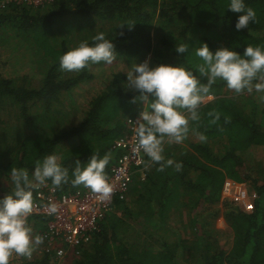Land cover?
I'll return each mask as SVG.
<instances>
[{
    "label": "trees",
    "instance_id": "obj_1",
    "mask_svg": "<svg viewBox=\"0 0 264 264\" xmlns=\"http://www.w3.org/2000/svg\"><path fill=\"white\" fill-rule=\"evenodd\" d=\"M228 4L229 0H55L43 7L1 6L0 30L12 34L5 39L6 48L23 60L32 58L33 48L43 53L49 64L36 86L16 87L0 73V106L17 104L28 122L29 115L41 117L39 125L51 114V127L56 117L67 112L60 105L71 99L73 123L57 131L53 125L52 131L25 138L10 152L8 161L1 160L0 197L12 190V167L28 170L31 178L36 162L49 154L61 156L69 172V182L59 187L47 181L59 197L84 186L71 183L77 159L83 167L92 154L98 159L107 155L108 175L120 156L115 143L127 134L126 120L143 110L141 103H131L139 93L124 88L126 73L137 61L150 56L152 66L182 63L206 84V74L198 71L203 62L195 55L201 43H207L212 51L228 47L241 54L248 45L264 47V0H245L246 7L255 10L256 20L241 31L235 29L241 14L230 11ZM68 16L97 24L111 22L107 30L89 33L83 41L91 45L92 38L103 33L113 41L114 62L119 65L109 69L110 77L102 87L79 104L76 91L94 80L93 66L104 62L90 64L69 77L59 75V58L78 46H69L71 41L63 35L53 36L56 22ZM26 36L30 45L21 40ZM176 44H187L188 52L178 55ZM2 63L0 56V66ZM210 92L213 100L199 106V119L189 121L190 131L183 142L164 144V161L151 165L145 181L134 179L126 198L114 201L113 209L89 234L88 244L69 257L67 264H264V168L257 162L256 173L245 159L252 156L251 150H257L264 161V102L255 92L236 96L222 80H217ZM33 109L42 114L34 115ZM213 111L220 114L215 123L208 115ZM200 134L206 139L201 140ZM167 160L173 164L161 170ZM177 163L182 165L179 171ZM226 179L255 189L259 198L252 213L221 203ZM176 210L185 214L188 224L181 227L174 223ZM219 219L226 228L217 225ZM32 221L33 231L45 229V218ZM223 234L231 236L228 247L221 242ZM143 235L152 243L139 246L137 240ZM53 258V252L32 261L20 256L18 264H51Z\"/></svg>",
    "mask_w": 264,
    "mask_h": 264
},
{
    "label": "clouds",
    "instance_id": "obj_2",
    "mask_svg": "<svg viewBox=\"0 0 264 264\" xmlns=\"http://www.w3.org/2000/svg\"><path fill=\"white\" fill-rule=\"evenodd\" d=\"M228 9L240 13L235 23L236 31L248 28L250 22L255 23L256 13L246 7L245 0H229ZM133 27H128L131 30ZM93 43L81 42L77 47L65 52L59 58L62 71L78 72L90 64L104 62L111 64L115 57V45L103 33L95 35ZM174 51L182 56L188 52L187 44H176ZM195 55L202 60L198 71L206 74L207 83H201L193 71L182 63L178 65H150L148 61L132 64L126 73L124 88L139 93L132 97L131 103H141L143 110L136 121V149L148 157L151 163L164 161V144H179L187 137L189 121L199 119L198 108L211 99V87L217 80L225 82L229 90L236 94L242 92L257 93L264 102V47L248 45L243 53L228 47L210 50L207 43H201L195 49ZM212 123L220 118V114L209 112ZM227 122V117L225 118ZM201 140L206 137L199 135ZM108 156L98 159L92 154L83 167L79 159L75 160L71 183L84 185L94 193L108 199L112 186L108 182L105 168ZM62 157L49 154L42 161H37L31 178L28 170L12 167L9 175L12 181L10 193L0 197V264H9L10 257H30L34 248L43 242L40 235H33L28 217L34 209L33 192L51 181L53 187L69 182L68 169L61 163ZM167 160L161 165H172ZM147 167V165H146ZM182 165L177 163L176 170ZM51 212L56 211L50 205Z\"/></svg>",
    "mask_w": 264,
    "mask_h": 264
},
{
    "label": "built area",
    "instance_id": "obj_3",
    "mask_svg": "<svg viewBox=\"0 0 264 264\" xmlns=\"http://www.w3.org/2000/svg\"><path fill=\"white\" fill-rule=\"evenodd\" d=\"M54 1L0 0V7L10 3L43 7ZM213 98L211 96V99L204 104L212 101ZM138 117L139 115L126 120L127 134L115 143L120 156L106 175L113 189L108 199L102 198L101 194L94 193L85 186L62 197H59L56 190L48 183L34 191V209L28 217V223L32 228L33 219L45 218L46 227L41 232L33 231V235H40L43 242L34 248L30 257H26L27 260L32 261L53 252L54 258L51 264H67L69 257L79 254V249L88 244L89 234L97 230L99 223L113 209L114 201L126 198L134 179L138 177L140 181L146 180L147 171L153 163L142 150L136 149L135 129ZM258 198V193L249 184L237 183L231 179L224 181L221 203H230L245 213H252ZM50 205L56 206L54 213L51 212ZM20 261V256L13 254L9 264H18Z\"/></svg>",
    "mask_w": 264,
    "mask_h": 264
},
{
    "label": "rangeland",
    "instance_id": "obj_4",
    "mask_svg": "<svg viewBox=\"0 0 264 264\" xmlns=\"http://www.w3.org/2000/svg\"><path fill=\"white\" fill-rule=\"evenodd\" d=\"M111 22H105L103 24H97L95 22H90L89 20H82L77 19L73 16H68L62 19H59L53 30V36L60 38L63 35V38L68 37V41H71L69 43V46L72 45H79L81 42H83L84 38L90 37L89 33H96L100 29H108ZM115 25H123V24H115ZM7 31L10 30H0V56L2 59V65L0 66V73L8 79L13 80V85L16 87L21 86H36L41 76H43L45 73V70L48 66L47 59L44 58V56L34 51L32 48V58L27 59H17L13 56L14 53H12L11 50L6 48L5 39L6 37H9L11 34ZM25 43L29 44L30 40L26 38H22ZM30 45V44H29ZM17 50H22V48L18 45ZM26 55V53H24ZM11 55L13 56L14 60L11 58ZM24 58V57H23ZM116 59H114L115 61ZM150 56H146L141 61H137L138 64L143 63L145 61L149 62ZM10 61V62H9ZM14 61V63L12 62ZM112 62L111 64H98L96 66H93V74L95 75V78L92 82L83 84L77 91L76 94L78 95L77 98V104L84 101L88 98L90 95H92L94 92H96L98 89H100L103 85V83L110 77L109 75V69L113 67H119V65L116 62ZM72 72H66V71H60L59 75L64 77H69ZM236 96H240V94H236ZM70 99V98H69ZM4 101H9L8 99ZM64 105H60L62 109L67 108V112L61 114L60 116L56 117V122L52 124L50 127L49 120L52 119V115L47 114L45 115L42 120L40 121V125L38 124V116H30L29 115V122L25 118L23 114V110L17 106V104H12L11 102L3 104V106H0V162L3 160V162H6L10 159V152L16 151L19 146L21 145L22 141L36 133H47L49 131H52L53 125L56 127V131L63 129L64 127H69L73 123V119L71 117L70 113V107L72 105V100H65L63 101ZM69 104V107H68ZM32 113L34 115L36 114H42L38 113V109H33ZM72 114L74 116V111H72ZM40 131V132H39ZM167 146H170L167 145ZM251 157L245 158L246 159V165L249 168L255 167L257 169V162H260L262 164V167L264 168V161L260 159V154L258 156L257 150H251ZM256 173H258V169L256 170ZM250 186V185H249ZM222 211H225V204L222 205ZM182 214V215H181ZM182 216L179 217V216ZM175 218L174 223L177 225H180L183 227V225L188 224L186 221L187 217L185 216L182 211L177 210L174 212ZM217 225L224 229L226 228L223 221L220 219L217 222ZM144 226V225H143ZM225 226V227H224ZM136 234V233H135ZM138 235V234H137ZM231 239V236L228 234H223L221 237V242L225 243V246L228 247L229 240ZM137 244L139 246H145L146 244L152 243V241H149V238L147 236H142L141 239L137 240Z\"/></svg>",
    "mask_w": 264,
    "mask_h": 264
},
{
    "label": "crops",
    "instance_id": "obj_5",
    "mask_svg": "<svg viewBox=\"0 0 264 264\" xmlns=\"http://www.w3.org/2000/svg\"><path fill=\"white\" fill-rule=\"evenodd\" d=\"M166 146V145H165Z\"/></svg>",
    "mask_w": 264,
    "mask_h": 264
}]
</instances>
